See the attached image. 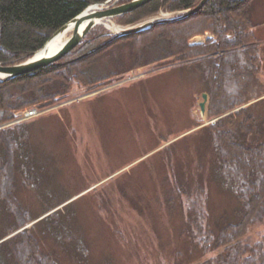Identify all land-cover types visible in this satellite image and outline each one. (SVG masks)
<instances>
[{"label":"rangeland","instance_id":"rangeland-1","mask_svg":"<svg viewBox=\"0 0 264 264\" xmlns=\"http://www.w3.org/2000/svg\"><path fill=\"white\" fill-rule=\"evenodd\" d=\"M177 14L161 10L138 23ZM112 23L100 24L110 31L133 25ZM261 57L245 99L264 93V45ZM110 66L108 55L95 68ZM206 89L198 70L164 60L92 92L75 87L67 100L23 121L33 153L14 174L13 202L15 213L36 218L20 231L32 227L60 264H204L218 250L205 253L187 232L190 211L204 209L217 230L239 206L214 175L206 125L218 117L201 110ZM255 111L264 113V104ZM14 217L0 200V232ZM253 229L263 233L264 224Z\"/></svg>","mask_w":264,"mask_h":264},{"label":"trees","instance_id":"trees-1","mask_svg":"<svg viewBox=\"0 0 264 264\" xmlns=\"http://www.w3.org/2000/svg\"><path fill=\"white\" fill-rule=\"evenodd\" d=\"M104 1L0 0V63L25 60L90 4ZM126 1L130 0L120 3ZM199 1L150 0L117 16V21L136 24L161 10L177 12L178 18L119 36L96 25L58 61L0 81V123L14 119L17 111L47 109L67 100L75 87L92 92L131 70L164 60L198 70L207 83L208 116L218 117L206 125L215 154L214 175L239 206L232 218L218 223L217 230L204 209L190 211L186 230L205 253L218 250L204 264H264V232L253 235V227L264 224V113L255 111L264 104V94L244 98L263 66L251 17L255 0H208L198 11L179 17ZM206 33L210 35L205 41H192ZM108 55L109 70H96L98 61ZM22 123L0 129V200L15 216L0 232V240L5 238L0 241V264H60L43 248L32 227L8 236L36 218L25 209L15 213L13 202L14 174L33 153L27 148ZM173 200L167 197L171 208Z\"/></svg>","mask_w":264,"mask_h":264},{"label":"water","instance_id":"water-1","mask_svg":"<svg viewBox=\"0 0 264 264\" xmlns=\"http://www.w3.org/2000/svg\"><path fill=\"white\" fill-rule=\"evenodd\" d=\"M148 1L150 0H130L120 3V0H106L104 2H94L90 4L84 11L58 29L42 48L32 52L25 60L9 65L0 63V81L16 78L22 74L31 72L40 67L47 66L58 61L63 55L76 47L87 36L92 28L100 23L105 24V22H102L103 20H112L119 15L130 12L139 6L144 5ZM207 1L208 0H200L193 8L187 9L179 17H186L198 11L206 4ZM175 18H178V16L162 18L158 20L150 19L142 23L133 24L129 27L122 28L120 30H111L110 32L115 33L117 36L124 35L144 29L152 24H155L156 22L169 21ZM67 31H71V34L63 43V45L55 51L51 50V44L55 37ZM208 97V93L205 92L203 95V100L200 103L201 110L203 112L206 110ZM18 231H20V229L16 232Z\"/></svg>","mask_w":264,"mask_h":264},{"label":"crops","instance_id":"crops-1","mask_svg":"<svg viewBox=\"0 0 264 264\" xmlns=\"http://www.w3.org/2000/svg\"><path fill=\"white\" fill-rule=\"evenodd\" d=\"M251 17L254 21L253 31L257 40L264 45V3L262 0H255L251 7ZM264 93L258 95L262 96ZM256 96V95H255Z\"/></svg>","mask_w":264,"mask_h":264},{"label":"built area","instance_id":"built-area-1","mask_svg":"<svg viewBox=\"0 0 264 264\" xmlns=\"http://www.w3.org/2000/svg\"><path fill=\"white\" fill-rule=\"evenodd\" d=\"M43 111L44 110L39 109V108H30V109L19 111V112H17L15 119H13L12 121H10L8 123L0 124V128H2L3 126H5L7 124H11V123H14V122H19V121H22V120H27L29 118H32L34 116L39 115Z\"/></svg>","mask_w":264,"mask_h":264},{"label":"bare ground","instance_id":"bare-ground-1","mask_svg":"<svg viewBox=\"0 0 264 264\" xmlns=\"http://www.w3.org/2000/svg\"><path fill=\"white\" fill-rule=\"evenodd\" d=\"M102 22H105V24L109 27L113 26L114 23H112V20H103ZM71 31H67L64 33L59 34L57 37H55V39L53 40L52 44H51V50L55 51L58 48H60L63 43L67 40V38L69 37Z\"/></svg>","mask_w":264,"mask_h":264}]
</instances>
